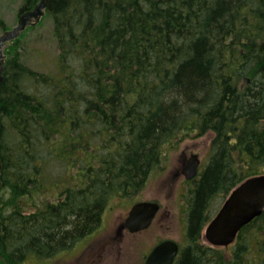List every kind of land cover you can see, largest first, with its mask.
<instances>
[{
    "label": "trees",
    "instance_id": "obj_1",
    "mask_svg": "<svg viewBox=\"0 0 264 264\" xmlns=\"http://www.w3.org/2000/svg\"><path fill=\"white\" fill-rule=\"evenodd\" d=\"M44 16L52 72L22 61L25 31L4 49L0 264L70 243L185 139L212 133L188 197L191 239L216 195L264 173V0H51ZM51 189L56 201H34ZM218 250L192 243L175 264H216ZM228 252L227 264H264V211Z\"/></svg>",
    "mask_w": 264,
    "mask_h": 264
},
{
    "label": "rangeland",
    "instance_id": "obj_2",
    "mask_svg": "<svg viewBox=\"0 0 264 264\" xmlns=\"http://www.w3.org/2000/svg\"><path fill=\"white\" fill-rule=\"evenodd\" d=\"M22 3L23 0H0V18L5 22L8 28H12L16 25L17 19L22 13L19 12ZM2 31L3 30L0 28V34ZM19 50L21 52L22 61L38 72L50 73L56 68L58 50L56 40L52 33V22L49 17L44 16L40 23L25 30L19 42ZM211 137L212 133L209 132L198 138L185 139L177 148L167 152L161 164L152 171L141 190L132 196L119 198L121 202L118 203L119 208L117 211L126 208L127 205L130 206L138 199H158L159 197H163V208L169 209L167 226L170 230L162 234H167L184 245L186 237L183 236L182 232L184 229L183 222L186 220L187 209L185 210L186 202L181 201V199L183 198V190L186 189L187 193H189L191 187L184 184L185 182L181 179L172 178L171 174L176 164L179 162L182 152H185L187 155L191 152L198 153L201 159V171L208 162L210 156L209 144ZM55 194L58 195L57 191L52 189L44 194L39 192L38 195L35 196L34 201L42 206L44 202L56 201L57 197ZM225 197L226 196L223 194H219L211 200L204 213L207 220L202 230L219 209ZM116 203L117 202H111L110 204L113 205ZM203 240L206 247H211L210 243L205 238H203ZM234 245L235 242L228 247H211L219 249L217 252L219 255H223V257L219 258V264H221L222 261L223 264L228 263V250L234 248ZM253 253L252 251L247 253L245 256L246 259H252Z\"/></svg>",
    "mask_w": 264,
    "mask_h": 264
},
{
    "label": "flooded vegetation",
    "instance_id": "obj_3",
    "mask_svg": "<svg viewBox=\"0 0 264 264\" xmlns=\"http://www.w3.org/2000/svg\"><path fill=\"white\" fill-rule=\"evenodd\" d=\"M192 154L193 152L189 155L182 152L181 158L171 174L172 178L181 179L185 182L184 184L190 187L195 183L201 166L200 162L196 175L189 179L186 178L183 171ZM188 197H190V194L187 193L186 189L183 190L181 201L186 202L185 210L189 208ZM162 198L138 199L130 206L127 205L126 208L119 211H117L119 208L118 203L121 200L117 199L113 201L117 202L116 204H109L102 211L96 223L72 239L67 245L56 248L54 252L48 255L28 254L17 264H146L151 251L158 244L169 240L175 241L178 245V251L171 264H175L185 247H192V243L199 245L203 251L206 246L204 245L202 231L197 237L192 239L188 236L189 223L187 221V213L186 220L183 222L184 229L182 232L183 236L186 237L184 245L169 235L162 234L170 230L167 226L169 209L163 208L164 199ZM143 200L157 202L159 208L148 226L131 230L127 222L130 208L137 201ZM207 248L209 250L216 249H211L210 246H207Z\"/></svg>",
    "mask_w": 264,
    "mask_h": 264
},
{
    "label": "water",
    "instance_id": "obj_4",
    "mask_svg": "<svg viewBox=\"0 0 264 264\" xmlns=\"http://www.w3.org/2000/svg\"><path fill=\"white\" fill-rule=\"evenodd\" d=\"M51 0H38L32 9L23 11L16 25L0 34V84L4 79V45L16 38L28 25H36L45 13ZM1 134V124H0ZM199 159L192 154L184 168L187 178L197 172ZM2 186V161L0 158V188ZM158 203L140 201L135 203L127 217L131 230L148 226L152 221ZM264 211V173L250 176L236 185L228 194L216 214L207 223L204 236L213 245L227 246L232 243L243 226L251 222ZM133 225V226H131ZM178 251L174 241H165L157 245L149 254L146 264H171Z\"/></svg>",
    "mask_w": 264,
    "mask_h": 264
},
{
    "label": "bare ground",
    "instance_id": "obj_5",
    "mask_svg": "<svg viewBox=\"0 0 264 264\" xmlns=\"http://www.w3.org/2000/svg\"><path fill=\"white\" fill-rule=\"evenodd\" d=\"M44 14H45V13H44ZM44 14L40 17V19L38 20V22L41 20V18L44 16ZM38 22H37V23H38ZM4 31H5V30H4ZM21 33H22V32H20V34H21ZM20 34H19V35H20ZM19 35H18V36H19ZM18 36H17V37H18ZM17 37H16V38H17ZM14 39H15V38H14ZM14 39H13V40H14ZM3 71H4V70H3ZM3 75H4V74H3ZM0 124H1V123H0ZM7 245H8V244H7ZM23 252H24V251H23Z\"/></svg>",
    "mask_w": 264,
    "mask_h": 264
}]
</instances>
